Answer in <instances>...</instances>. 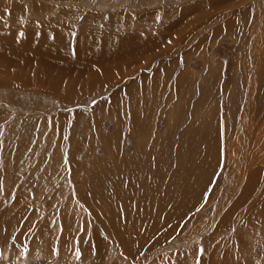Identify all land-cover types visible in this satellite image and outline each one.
I'll return each mask as SVG.
<instances>
[{"label": "rangeland", "instance_id": "rangeland-1", "mask_svg": "<svg viewBox=\"0 0 264 264\" xmlns=\"http://www.w3.org/2000/svg\"><path fill=\"white\" fill-rule=\"evenodd\" d=\"M0 5V45L36 46L59 31L67 35L65 51H75L64 66L74 72L59 77L51 68L48 77L58 75L55 87L38 83L30 63L0 68V264H264V223L257 215L264 217V211L258 210L259 195L253 198L257 190L242 198L244 205L230 207L228 220L215 215L216 206L225 205L219 204L222 196L229 204L241 190L235 184L231 195L224 187L226 177L241 175L238 161L246 155L238 157V144L251 146L261 138L264 146V0H0ZM221 23L231 25L216 33ZM159 32L165 34L160 45L148 42L159 46L155 52L106 71L95 64L92 73L76 55L82 49L96 55L129 34ZM139 39L134 43H147ZM58 51L51 60L62 64L60 46ZM257 58L248 138L234 140V132L231 141L238 147L229 157L223 145L228 107L253 78ZM177 79H184L181 93L173 92ZM241 110L242 103L239 117ZM203 120L210 126L199 125ZM176 127L181 128L174 132ZM185 131L196 143L184 138L194 160H203L202 140L215 136V160L208 161L204 178L197 173L195 184L174 181L171 188H156L162 201L175 203L165 213L172 212L168 226L178 230L153 248L125 254L119 240L110 243L97 228L103 223L97 212L106 216L100 209L104 197L92 191L130 180L117 168L120 158L136 159L149 150L157 155L159 144L171 135L181 139ZM176 152L168 149L166 158L191 156ZM181 162L187 166V160ZM196 201L198 206L186 208ZM180 202L185 204L178 207ZM94 238L98 248L91 245Z\"/></svg>", "mask_w": 264, "mask_h": 264}, {"label": "bare ground", "instance_id": "bare-ground-1", "mask_svg": "<svg viewBox=\"0 0 264 264\" xmlns=\"http://www.w3.org/2000/svg\"><path fill=\"white\" fill-rule=\"evenodd\" d=\"M219 3H220V1H219ZM2 5H0V7H4ZM200 5L203 6L201 3H200ZM259 5H261V4L259 3ZM91 18H92V16H91ZM206 18H208V16H206L205 19ZM111 22H112V20H111ZM114 22H116V21H114ZM114 22H112V24H114ZM6 24H7V22H6ZM220 25H221L220 28H218V29L214 28L216 33L224 32L226 27L230 26L231 24H229V23L228 24H226V23L222 24L221 23ZM223 27L225 28L224 30H223ZM54 30H55V27H54ZM40 36H42V35H40ZM104 36L102 35L101 37H104ZM179 36H178L177 41H179V39H181V38H179ZM137 37L141 38V39H139L140 42L147 41V43L146 42L140 43L141 45L139 43H134V39H137ZM120 38H121V43L120 42H117V43L113 42L112 44L109 45L108 48H106V47H103L102 49L99 48L100 50L97 52L96 55L91 56L88 54V52L86 50H83V49L80 52L77 51L76 55L79 58L84 59L87 63L90 64L89 68H92V73L95 72V64H104L105 65V71H106L109 68H112L113 66L118 67L119 63L124 64V63H127V62L133 60L134 58H138L139 55L142 56V55H147V54H151V53L155 52L156 51L155 49L159 46L155 45V46L151 47L150 43L155 42V40L156 41L158 40L159 45H160L161 44L160 40H164L165 34L164 33L161 34L160 32L155 33V34L149 33L148 35H145L144 37H142V35L129 34L125 37H120ZM44 39H45L44 43L45 42H51V43H45V44L39 43L38 45L35 46L32 44L19 45L16 43H12L10 41L9 43L13 44V45H11L8 43V41H7V44L3 41L6 45L5 44L0 45V54H2V55H0V68L2 66L4 67L5 64L8 66L10 64L11 65L13 64V65H15L14 67L17 66L19 68H22L23 66L26 67V65L28 63H30L28 65L29 66L31 64L33 65L32 69L33 70L35 69L34 78L36 81H38V83H40V84L41 83H48L50 86L51 83L54 82L53 86L55 87V80L58 81V79H56L55 77L58 75H59V77H61L62 71H64V72H66V71L72 72V70H73V72L75 71V69H74L75 67H64V66L68 65V62L71 60V57H73V54L75 53V51L71 55L70 52L65 51V49L68 47L63 46L61 44V43L67 44L66 33H63V32L60 33L59 31H57V32L55 31L54 33H52L51 39L43 38V39H41V41ZM105 39H107V38H105ZM113 39H114V37H113ZM116 40H117V36H116ZM0 42H2V41H0ZM148 42H150V43H148ZM59 46L61 47L59 57L62 61V64H60L59 62L56 63V62L51 60L52 58L58 56V52H59L58 47ZM260 49H261V47H260ZM107 51H109L110 54H107ZM260 52L258 51V53H260ZM256 55L258 56V54H256ZM257 56H255V57H257ZM73 58H75V57H73ZM252 63H253V67L255 69V73L253 75V78H249L248 85L245 88V91H243L244 93L242 92L241 89H239V91H236V93H235L236 98L232 99L233 102L230 103L231 105L228 107V108H230L229 112H228L229 113L228 114L229 119H230L229 123H228L229 128L225 124V126L228 128V134L226 133V137L225 138L223 137L225 139V141H223L225 144H223V145H224V147H226V151H227L229 157L234 155V151H236L235 148L237 149L238 146H241V148H238V149L242 150V154H239V156L237 154V156L241 157L244 154L246 155L245 159L243 160L242 163H240L241 161H238L239 162L238 167L239 168L241 167V170H239L241 172L240 177H239V174H235L233 172L234 175L230 176V178L229 177L225 178L224 183L226 184V186L223 185L226 188L228 187L227 192L231 195L233 194V191L231 189L234 190L233 187H236V185L238 187H241V190H240L239 196L236 194L233 195V197H235V195H236V197L235 198L232 197L233 201H230L229 204L227 202L229 200V199L227 200L228 196L226 197L225 200H227L226 202L228 205L224 201L225 197L222 196L223 197L222 198L220 196L222 199H221V202L219 201V204L222 203L221 205H223V204H225V205H223V209H222V207H220V205L216 206L217 208L215 207L216 208L215 215L217 217V220L221 214H222L221 218L223 217L224 220H228V217L232 216L231 215L233 213L232 210L234 209L233 208L232 210H230V207H234L236 205L239 207L241 205H238V204H240L242 202H243L242 205H244L246 201H243L242 198L243 197L244 198L249 197V195L256 190H257V192H254V195L252 194L253 198L254 197L257 198V196L259 195V198H258L259 199V201H258L259 209L258 210H261L260 212L264 211V192H262V191H264V146H261V145L259 146V144H260L259 142L262 140H261V138H257L256 142L253 141L251 146H248L247 141H244V144L239 143L238 146H237V143H233V141H231V140H233L231 138V136H233L234 132H235L234 140L236 138H240L239 140L243 142V140H247V138H248V133H246V128H247V124H249L248 123L249 120L247 122H246V120H247V118H249L248 114H247L248 110L253 104L251 101V95L253 94V91H254L253 89L255 87V80H253V79H255V77L258 74V72H257L258 63H259L258 58L255 59V61H252ZM122 64H120V65H122ZM260 64H261V62H260ZM25 67H23L22 69H24ZM52 67H54L55 69L57 68L55 72H57L58 75H55V77H53L54 75H51L50 77H48V75L52 71H54V70H51ZM100 68H101V66H100ZM60 69H61V71H60ZM95 76L96 75H94L93 77H95ZM187 77H188V75H187ZM183 80L184 79H177L176 80L175 88H174L173 92L181 93L180 89H182L181 85L183 84ZM105 81L106 80H104V82ZM102 83L103 82H99V85H101ZM167 83H169V82H167ZM185 89L182 91V93L187 91ZM204 90H206V89H204ZM240 103H242V110L240 112V117H239L238 107H239ZM257 104L259 105L258 102H257ZM204 118H206V117H204ZM196 122H198V121H196ZM199 125L207 127V126H210V123L207 122L206 120H203L201 122V124H199ZM186 127H187V125H186ZM180 128L181 127H176L174 132H176L177 129L180 130ZM209 134H212V132H209ZM184 138H186V140L188 139L187 141L191 140V136H190L189 131H185L184 135L181 136V139H177V140L173 139V135H171V141L169 140V141L164 142L163 144H159V149L157 151V153H158L157 155H153L152 152L149 150V151H147V153L144 151V153L136 159L126 158L124 160L123 158H120L119 159V165L117 166V168L125 169L126 171L124 172V174L128 175L130 177V180L129 181H126L127 179L124 180V185L118 184L116 187H112L110 185V187H108L107 189H101V191L100 190L92 191V193L98 194L99 197H104V199H103L104 204L102 205V207L100 209L105 210L104 212L106 213V216L104 218L102 212H100V211L97 212V214L100 216V220H103V223L99 222L97 228H101L100 232L105 234L104 237L108 238L110 243L115 244L119 240L121 243V246L124 249L126 248V250L124 251L125 254H129L132 252L134 253L135 249H137V248H138V250L135 251L136 253H139L140 250H148L150 248H153L152 246L155 247V243L157 241H158V243L162 242V240L165 241L166 238L170 237L173 234H176V232L178 230L175 228L174 225L168 226L171 222L174 221V220H172L173 217L171 218V215H170L172 212L170 214L165 213V208H166V210H168V207L172 204H175V203L162 201L163 197L160 198V195H159L160 192H158V190L156 188H160V187L171 188V187H173L174 181H178V182H181L183 184H187V183H194L195 184L197 179H198L197 173L199 172L200 175H203V178H204V176H206L205 167H206L207 163L209 164L211 159H213V161L215 160L213 152L219 151L217 149L214 150L215 147L217 148V142H216L215 136H212L211 138L207 139L206 141H205V139L202 140L205 142V144H203L205 146V152H203V156H202L203 160L192 159V157H195V156L193 153L191 154L190 152L186 151V146L187 145L189 146V144L186 143ZM249 138H250V135H249ZM209 140H210V142H209ZM192 142L194 144H196L194 141H192ZM168 144H169V147L167 146ZM247 148H248V150H246ZM168 149H169V151L170 150L177 151L176 154H179V155L191 154V156L189 159L188 158H181V157L166 158V151ZM208 152H210V153H208ZM248 153L250 155H247ZM184 160H187V166H184L183 163L181 162ZM180 163H182V164H180ZM178 166L180 168H178ZM215 166H217L216 161H215ZM235 168H233V169H235ZM237 169H235V170H237ZM193 170H194V172H192ZM207 174H208V172H207ZM199 179H201V178H199ZM207 179H205V180H207ZM100 180H101V178H100ZM114 180H116V179H114ZM109 181L111 182V181H113V179H110ZM109 181H107V182H109ZM117 181H113V182H117ZM99 183H101V182H99ZM109 183L106 185L109 186ZM114 184L115 183H113L112 185H114ZM97 186H98V184H97ZM99 186H101V185H99ZM207 186H208V184H207ZM238 187H236V188H238ZM93 188H95V186H93ZM98 189H100V187ZM163 192H164V190H163ZM166 192H168V191H166ZM223 193H226V192L223 191ZM88 195L92 199L93 196L91 194H88ZM171 198H172V196H171ZM128 199H133V200L128 202ZM139 199L144 201V203L138 205ZM230 200H232V199H230ZM150 201L152 202L151 203L152 206H148ZM200 201L188 203L186 208L192 209V208L198 206L200 204ZM184 204L185 203L180 202L178 207H182ZM137 209H138V211H137ZM189 212H190V210H189ZM185 215H186V213H185ZM257 215L260 216L259 220L261 219L264 223V217L258 213H257ZM231 218H230V221H231ZM256 219H255V221H256ZM219 221H220V219H219ZM246 221L247 220L244 221L245 224H247ZM166 226H168V228L164 229L163 227H166ZM221 227H224V226H221ZM97 230H99V229H97ZM99 243H100V240L96 239V238H94L93 241H91V245L96 247V248H98ZM156 246H157V244H156ZM212 259H214V257ZM201 260H203V259H201ZM226 260L231 261V260H229L228 257L226 258Z\"/></svg>", "mask_w": 264, "mask_h": 264}, {"label": "snow or ice", "instance_id": "snow-or-ice-1", "mask_svg": "<svg viewBox=\"0 0 264 264\" xmlns=\"http://www.w3.org/2000/svg\"><path fill=\"white\" fill-rule=\"evenodd\" d=\"M201 254H203V251L201 252Z\"/></svg>", "mask_w": 264, "mask_h": 264}]
</instances>
